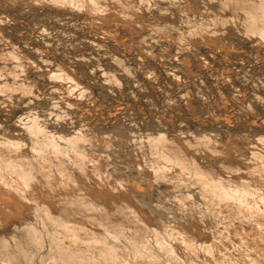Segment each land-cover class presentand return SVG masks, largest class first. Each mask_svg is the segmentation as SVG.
<instances>
[{
    "label": "bare ground",
    "instance_id": "obj_1",
    "mask_svg": "<svg viewBox=\"0 0 264 264\" xmlns=\"http://www.w3.org/2000/svg\"><path fill=\"white\" fill-rule=\"evenodd\" d=\"M51 1L110 10L138 23L144 19L145 25L174 35L173 42L186 47L231 35L264 42V0H196L202 17L187 21L170 12L174 6L187 10V0ZM5 57L19 65L24 58L14 51ZM12 69L7 73L14 78ZM55 70L51 77L64 81L69 91L82 85V73ZM96 78L102 81L103 75ZM12 82L0 83L3 95L28 89ZM27 138L30 145L24 139L0 138V264H264V136L226 140L179 131L144 136L138 147L132 138L122 137L116 153H123L124 164L134 165L136 178L146 182L135 181L126 165L108 170L116 162L118 154L111 151L120 138L112 134H63L30 126ZM172 172L183 177L170 179ZM149 179L166 180L171 193L191 183L198 186L202 203H192V194L185 191L170 197L175 210L194 207L190 222L154 221L159 214ZM202 209L222 217L217 223L230 221L219 223L222 228L206 222V214L203 219L194 212ZM27 213L32 219L23 220Z\"/></svg>",
    "mask_w": 264,
    "mask_h": 264
},
{
    "label": "rangeland",
    "instance_id": "obj_2",
    "mask_svg": "<svg viewBox=\"0 0 264 264\" xmlns=\"http://www.w3.org/2000/svg\"><path fill=\"white\" fill-rule=\"evenodd\" d=\"M187 1V10L174 6L170 12L181 21L193 15L201 18L196 0ZM59 2L64 5L51 0H0V83L13 81L18 88L28 85V89L17 90L11 97L0 91V138L24 139L25 145H30V126L63 134H112L120 137L115 138V149H110L116 156L122 148V137L132 138L131 144L138 147L144 136L175 135L179 131L222 135L226 140L238 135L264 136V42L231 35L190 48L173 42L174 35L170 37L166 31H154L144 19L140 24L110 10L97 8L99 14L96 9ZM239 21L242 23V18ZM10 51L24 56L20 65L18 60L6 59ZM13 66L16 78L7 73ZM55 69L82 73V85L70 92L64 81L51 77ZM98 75H103L102 81L97 80ZM95 147L102 149L100 145ZM122 155L114 157L116 162L113 159L108 170L126 165L135 181L146 182L141 176L136 178V167L124 164L127 161ZM173 173L170 179L183 177ZM164 181L148 182L152 202L159 209L154 221L190 222L194 207L175 210L173 198L185 191L194 198L190 204L194 200L202 203L198 186L191 183L171 193ZM158 192L161 196L156 195ZM194 212L202 213L203 219L209 217L205 221H215L217 226L225 221L218 217L221 222L217 223L218 218L216 221L205 209ZM30 215L24 214L22 219H32Z\"/></svg>",
    "mask_w": 264,
    "mask_h": 264
}]
</instances>
